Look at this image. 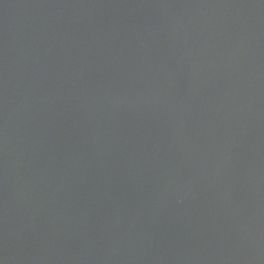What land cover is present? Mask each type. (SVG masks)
Instances as JSON below:
<instances>
[{"label":"water","instance_id":"1","mask_svg":"<svg viewBox=\"0 0 264 264\" xmlns=\"http://www.w3.org/2000/svg\"><path fill=\"white\" fill-rule=\"evenodd\" d=\"M0 264H264V0H0Z\"/></svg>","mask_w":264,"mask_h":264}]
</instances>
